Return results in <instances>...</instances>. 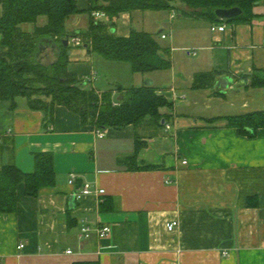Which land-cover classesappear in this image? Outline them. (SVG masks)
Here are the masks:
<instances>
[{
	"label": "crops",
	"instance_id": "obj_1",
	"mask_svg": "<svg viewBox=\"0 0 264 264\" xmlns=\"http://www.w3.org/2000/svg\"><path fill=\"white\" fill-rule=\"evenodd\" d=\"M138 13H123L116 33L128 36ZM253 13L221 32L169 16L160 37L171 68L134 84L150 82L168 97L164 126L148 119L99 137L67 106L56 105L50 119L24 97L15 108L0 99V168L33 172L34 155L53 152L57 178L38 197L19 185L18 210L0 211V264H264V128L249 136L228 125V117L264 111V88L249 85L264 75V1ZM214 70L222 74L212 86L193 88L199 73ZM138 136V165L153 169L119 162L135 154ZM86 182L106 192L78 198ZM83 216L110 225V235L80 239Z\"/></svg>",
	"mask_w": 264,
	"mask_h": 264
},
{
	"label": "trees",
	"instance_id": "obj_2",
	"mask_svg": "<svg viewBox=\"0 0 264 264\" xmlns=\"http://www.w3.org/2000/svg\"><path fill=\"white\" fill-rule=\"evenodd\" d=\"M264 0H88V7L79 6L78 0H0V99L10 100L11 108L24 97L33 110H43L51 119L55 106H67L81 117L83 124L95 128L122 129L153 120L164 126L166 119L160 109L172 103L153 84L126 88L115 86L100 92L87 88L84 81L69 70L71 42L64 40L81 37L90 53L105 59L129 62L133 73H150L171 68L169 48L162 46L156 34L145 30H131L128 36L116 33L123 13L135 11H178L179 15L197 17L208 22H249L255 15L253 8ZM240 7L242 13L230 20H219L215 11ZM101 11L103 18L93 12ZM88 14L86 29L70 31L68 22L78 14ZM45 17L43 24L39 19ZM34 24V29L24 28ZM78 47V46H77ZM220 71L199 73L193 88L212 86ZM250 86L264 88V75L254 73ZM123 94L122 100L118 97ZM115 103H117L115 105ZM217 118H211L215 120ZM228 125L242 134L252 136L264 128V111L228 117ZM144 145L137 137L135 154L124 157L130 170L153 169L138 165V151ZM35 169L25 172L14 163L0 168V211L18 210V186L24 184L25 193L38 197L44 187L56 184L54 153L38 152L34 155ZM73 264H101L99 261H76Z\"/></svg>",
	"mask_w": 264,
	"mask_h": 264
},
{
	"label": "rangeland",
	"instance_id": "obj_3",
	"mask_svg": "<svg viewBox=\"0 0 264 264\" xmlns=\"http://www.w3.org/2000/svg\"><path fill=\"white\" fill-rule=\"evenodd\" d=\"M79 6L82 8L88 7V0H78ZM141 13H138L136 16V20L133 23L132 29L135 30H145V31H151L156 34L157 39L160 43H167L168 40H162L160 37L164 32L169 34V20L171 15L174 17L176 15V22L182 18L181 16H178V11H169V10H163V11H139ZM196 18V19H195ZM45 17L40 18L38 21V24H43L45 22ZM72 22H68V29L70 31H74V27L77 29H86L89 23L88 20V14L82 13L78 14L76 17L72 18ZM76 19V20H74ZM200 20L203 22L202 24L206 27L208 24V21L199 19L197 17H192L190 21H196ZM24 28L28 30L34 29V24H25ZM164 28L162 32H160V29ZM71 57H70V64H69V70L72 73H75L77 77L82 79L86 85L87 88L95 89L96 91H106L108 88L112 87L116 84V86H124L126 88L134 87V84H136L138 78L141 76H150L156 75L160 71H152L150 73H133L132 67L129 62H118V61H112L109 59H105L102 55L92 52L90 53L87 48L84 47V44L77 46H71ZM184 54L186 53L184 50L182 51ZM196 56L188 58V60L195 59ZM93 72L95 73L94 77L95 79L93 82H89L88 78L89 76L93 75ZM145 122V121H144Z\"/></svg>",
	"mask_w": 264,
	"mask_h": 264
},
{
	"label": "built area",
	"instance_id": "obj_4",
	"mask_svg": "<svg viewBox=\"0 0 264 264\" xmlns=\"http://www.w3.org/2000/svg\"><path fill=\"white\" fill-rule=\"evenodd\" d=\"M93 14L97 17V18H102L104 17V13H102L101 11H95L93 12ZM173 16V15H172ZM228 27V22L227 21H221L220 23H214L211 25V30L213 31H225V29ZM162 38H167L168 34L167 33H163ZM70 42L74 45V46H78V45H82L83 41L81 39V37H74L70 40ZM264 43V42H263ZM189 54H196V50H191L188 49ZM95 73L93 72L92 76H89L88 81L89 82H93V80L95 79L94 77ZM117 103H115L116 105ZM167 128H170V125L167 124L166 125ZM95 134H97L99 137H105L106 134V129L105 128H95L94 129ZM185 163H187V161H185ZM79 177H77V174L75 173H71L70 175V182L71 183H76V181L78 180ZM106 191L103 188H96L93 189L91 183L86 182L83 184L82 190L80 191V193L77 194L78 198H82L83 196L86 195H102L104 194ZM178 225L177 221H170L167 224V229L169 230H174L176 228V226ZM112 228L110 225L107 224H103V223H97V225H93L92 221L89 220V218L87 216H83V218L80 219V229H79V237L80 239H90L93 235H96L97 238L99 239H104L107 238L111 232ZM24 247V243H20L18 245V249H21ZM73 250L69 249L67 251L68 254L72 253ZM226 254V253H224Z\"/></svg>",
	"mask_w": 264,
	"mask_h": 264
},
{
	"label": "water",
	"instance_id": "obj_5",
	"mask_svg": "<svg viewBox=\"0 0 264 264\" xmlns=\"http://www.w3.org/2000/svg\"><path fill=\"white\" fill-rule=\"evenodd\" d=\"M241 13H242V9L240 7H237V6H234L233 8H222V7H220L219 9H217L215 11V14L219 18V20H230V19H233V18L239 16ZM64 44L66 46H68L70 44V37H67L64 40ZM85 46H87V45L85 44ZM71 52L72 51L69 50V53H71ZM146 84L151 85L150 82H148ZM218 84H221V85L223 84L225 86L227 85L226 83H223V81L219 82ZM122 98H123V94L118 97V100H122Z\"/></svg>",
	"mask_w": 264,
	"mask_h": 264
}]
</instances>
